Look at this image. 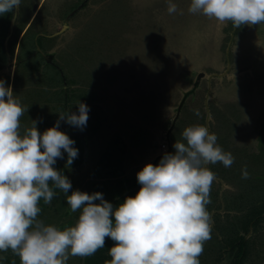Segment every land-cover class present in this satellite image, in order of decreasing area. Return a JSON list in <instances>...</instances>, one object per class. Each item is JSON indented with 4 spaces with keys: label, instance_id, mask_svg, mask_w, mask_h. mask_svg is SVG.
<instances>
[{
    "label": "rangeland",
    "instance_id": "obj_1",
    "mask_svg": "<svg viewBox=\"0 0 264 264\" xmlns=\"http://www.w3.org/2000/svg\"><path fill=\"white\" fill-rule=\"evenodd\" d=\"M173 2L183 15H170L167 0H21L18 11L0 16V80L28 109L21 134L31 121L42 134L60 113H78V102L90 108L83 131L61 121L78 149L70 167L66 153L57 160L72 189H58L38 219L75 226L82 210L73 213L66 202L75 190L102 193L112 204L135 197L137 173L174 152L186 127L204 125L235 162L208 166L216 176L206 206L213 224L200 264H238L236 236L247 245L242 264H264V213L251 218L264 211V23L234 28L190 14L191 0ZM36 41L45 55L27 54ZM107 152L117 153L119 167ZM114 244L105 238L97 264ZM0 264L20 259L0 252Z\"/></svg>",
    "mask_w": 264,
    "mask_h": 264
},
{
    "label": "clouds",
    "instance_id": "obj_2",
    "mask_svg": "<svg viewBox=\"0 0 264 264\" xmlns=\"http://www.w3.org/2000/svg\"><path fill=\"white\" fill-rule=\"evenodd\" d=\"M20 4L0 0V16L18 11ZM167 5L170 15H183L173 0ZM188 12L240 28L264 23V0H191ZM77 108L78 113H60L42 134L37 121L21 134L20 118L28 109L0 80V252L11 250L20 264H67L70 257L93 256L109 237L115 244L105 264H200L213 224L206 206L216 176L208 166L229 168L235 162L204 125L186 127L174 152L164 153L157 165H145L137 173L140 190L118 207L102 193L75 190L66 201L73 213L82 210L75 226L61 230L38 219L39 203H51L53 188L66 194L72 189L54 165L63 153L65 167L78 157L75 141L59 130L61 121L86 128L90 108L81 102ZM248 178L242 169V179Z\"/></svg>",
    "mask_w": 264,
    "mask_h": 264
},
{
    "label": "trees",
    "instance_id": "obj_3",
    "mask_svg": "<svg viewBox=\"0 0 264 264\" xmlns=\"http://www.w3.org/2000/svg\"><path fill=\"white\" fill-rule=\"evenodd\" d=\"M7 30H8V28H7ZM238 31H236V33H237ZM5 33H7V32H5ZM118 143V142H117ZM125 148H127V146H125ZM124 148V149H125ZM125 152V151H124ZM109 154V152H107L106 153V159L108 160V162L110 163V165L112 164L113 165V167H115L116 165L119 167V165H118V156L116 157V155H117V153L116 152H113V153H110V156L108 155ZM79 160H81V158L79 157L78 158ZM111 160H112V162H111ZM54 167L58 170V171H60L61 169H63L64 170V167L62 166V165H60L59 163H56L55 165H54ZM112 173L110 174L112 177H115V171H111ZM52 185H51V182H50V187H51ZM130 187V186H129ZM129 187H124V189L126 190L127 188L129 189ZM53 191L54 192H56V191H58V189H56V188H53ZM134 196V195H133ZM123 201V200H122ZM118 202V203H115V204H113V206L114 207H117V206H119L120 204H122L123 202ZM51 204V203H50ZM45 206H46V204L43 202V200H41L40 201V203H39V207L41 208V210L42 211H44V209H45ZM262 213H264V211H260L258 214H256L255 216H252L251 218L253 219V222H255V220L259 217V215H261ZM245 237H239V236H236V239L238 240V244H239V246H240V252H239V258L238 259H236L235 261H234V263L235 262H237L238 264L240 263V264H242L243 263V258L245 257V255H246V253H247V251L245 250L246 249V241H245V239H244ZM111 248V247H110ZM109 248V249H110ZM104 252V251H103ZM105 256V255H104ZM94 258H92L90 261H87V263L86 264H97L98 263V261H100L101 260V258H100V256L98 255V253H96V254H94V256H93ZM110 256H108L106 259H104L105 261H108Z\"/></svg>",
    "mask_w": 264,
    "mask_h": 264
},
{
    "label": "flooded vegetation",
    "instance_id": "obj_4",
    "mask_svg": "<svg viewBox=\"0 0 264 264\" xmlns=\"http://www.w3.org/2000/svg\"><path fill=\"white\" fill-rule=\"evenodd\" d=\"M40 9V8H39ZM38 12H39V10H38ZM38 12H37V14H38ZM35 19H36V16L34 17V18H32V20H30L28 23H29V26H28V28H27V30H29L32 26H33V24L35 23ZM25 31V32H28V31ZM41 34H43V33H41ZM37 40V39H36ZM34 45V44H33ZM35 45H37L36 46V48H32V47H30V49H29V53L27 52V54L28 55H36V54H38V55H45L44 53V49L41 47V45L39 44V42L38 41H36V43H35ZM48 61L50 60V57L48 56V59H47Z\"/></svg>",
    "mask_w": 264,
    "mask_h": 264
},
{
    "label": "water",
    "instance_id": "obj_5",
    "mask_svg": "<svg viewBox=\"0 0 264 264\" xmlns=\"http://www.w3.org/2000/svg\"><path fill=\"white\" fill-rule=\"evenodd\" d=\"M67 128V123L66 122H64V129H66Z\"/></svg>",
    "mask_w": 264,
    "mask_h": 264
}]
</instances>
